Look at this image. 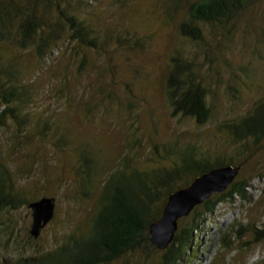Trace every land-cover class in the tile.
<instances>
[{"label":"rangeland","instance_id":"1","mask_svg":"<svg viewBox=\"0 0 264 264\" xmlns=\"http://www.w3.org/2000/svg\"><path fill=\"white\" fill-rule=\"evenodd\" d=\"M193 1L61 0L85 21L96 47L69 43L68 31L43 58L12 37L0 45V90L9 81L28 86L24 104L11 103L20 119L7 112L0 123V157L16 190L29 200L54 198L56 205L38 238L30 234L29 206L0 210V264L53 251L72 234H84L106 181L102 170L126 159L139 169L167 166L163 147L176 146L243 163L241 179L252 184L248 199L221 204L207 217L182 264H264V240L254 233L264 228V140L240 148L218 128L264 100V0L226 27H206L197 42L179 33ZM40 6L51 24L59 22L56 8L44 0ZM177 54L193 62L209 91L212 115L203 126L172 116L165 85ZM5 104L0 93V113ZM84 154L97 163L90 184L81 176ZM161 253L113 264H157Z\"/></svg>","mask_w":264,"mask_h":264},{"label":"trees","instance_id":"2","mask_svg":"<svg viewBox=\"0 0 264 264\" xmlns=\"http://www.w3.org/2000/svg\"><path fill=\"white\" fill-rule=\"evenodd\" d=\"M41 1L43 0H0V45L12 37L20 48L33 47L36 54L43 58L48 55L51 44L60 40L64 31H68L69 43H78V48L96 47L97 41L91 37V30L80 15L71 14L67 6L61 4V0H44L47 5L56 8L58 27L46 17L40 6ZM258 2L259 0L188 2L186 16L179 25V33L189 41H202L206 27H226ZM19 81L22 84L18 80L5 81L10 83L9 88L6 91L0 90L6 102L0 113L2 124L7 112L15 119L21 117L13 113L11 106L14 101L22 106L28 98L25 95L28 86ZM165 89L172 116L191 118L201 126L208 123L212 115L208 103L209 91L192 61L180 54L171 58ZM15 107L19 108V105L16 104ZM218 128L232 138L235 144H239L240 148H245L250 141L254 145L260 144L264 140V100L255 102L246 115L234 122L221 124ZM163 148L162 160L166 164L169 162L167 166L139 169L132 167L126 159L108 166H115L112 171L104 169L100 172L106 181L102 184L99 201L84 234H72L53 251L11 262L5 259L1 264H113L139 253L154 257L159 249L150 242L149 226L160 218L169 195L187 187L195 178L210 170L240 165L241 171L231 186L223 193L213 195L194 208L187 217L180 219L173 242L165 250H160L162 253L157 264H182L185 257L192 253L195 233L206 222L207 217L221 204L233 203L236 198L248 199V189L252 184L250 180L241 179L243 163L227 161L223 155L213 156L197 146ZM155 152L160 154L158 147H155ZM83 159L84 171L81 176L90 184L97 172L94 169L97 163L87 158L86 154ZM178 182L182 184L176 186ZM25 195L16 190L12 172L0 157V210L18 209L35 201L29 200ZM254 233L257 241L264 240V228L255 230ZM223 241L225 244L226 236Z\"/></svg>","mask_w":264,"mask_h":264},{"label":"water","instance_id":"3","mask_svg":"<svg viewBox=\"0 0 264 264\" xmlns=\"http://www.w3.org/2000/svg\"><path fill=\"white\" fill-rule=\"evenodd\" d=\"M240 171V165L219 167L202 174L187 187L170 194L160 218L149 226L150 242L159 250H165L174 240L179 220L187 217L194 208L213 195L226 191ZM29 208L33 218L30 234L33 238H38L40 231L54 218L55 199L43 197L31 203Z\"/></svg>","mask_w":264,"mask_h":264}]
</instances>
